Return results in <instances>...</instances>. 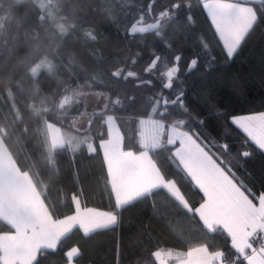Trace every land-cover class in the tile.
Returning <instances> with one entry per match:
<instances>
[{"label": "trees", "instance_id": "obj_1", "mask_svg": "<svg viewBox=\"0 0 264 264\" xmlns=\"http://www.w3.org/2000/svg\"><path fill=\"white\" fill-rule=\"evenodd\" d=\"M170 2L0 0V137L19 171L29 174L52 217L70 214L73 194L86 206L111 207L105 190V181H111L99 147L108 137V116L116 119L123 148L134 153L144 149L141 118L162 120L169 129L175 127L174 120L184 119L185 127L191 124L221 152L220 143H227L224 155L242 165L235 171L243 182L254 191L264 188V154L225 119L264 112V19L228 62L201 0H190L174 19L159 17ZM245 3L264 9L261 1ZM149 23L159 29L144 34ZM154 56L159 61H152ZM176 56L181 57L178 62ZM194 58L198 63L190 70ZM171 67L178 71L168 90L162 85ZM240 78L246 83L234 87ZM218 85L228 93L222 108ZM85 92L106 94L105 108L86 112V103L78 96ZM161 93L181 100L165 107L156 101ZM218 111L224 115H216ZM82 117L90 120L88 140L75 149L69 145L52 149L48 124L75 134L74 121ZM201 117L207 127L196 123ZM174 148L163 136L148 151L160 175L174 181L178 193H186L184 207L189 213L166 192H157L139 201L114 231L86 238L75 229L56 250L40 251L33 264H66V251L73 246L83 253L78 264H159L157 250L182 256L200 245L212 253L224 252L222 264H243L226 233L208 231L201 218L190 214L202 194L182 174L185 168L176 160ZM244 150L253 155L240 157ZM12 230L0 218V234Z\"/></svg>", "mask_w": 264, "mask_h": 264}, {"label": "snow or ice", "instance_id": "obj_2", "mask_svg": "<svg viewBox=\"0 0 264 264\" xmlns=\"http://www.w3.org/2000/svg\"><path fill=\"white\" fill-rule=\"evenodd\" d=\"M189 3L190 0H171L167 8L159 12V17L163 15L168 20L174 19L182 8L189 6ZM261 4H264V0H261ZM201 5L221 44L223 57L228 62L237 56L255 26L264 19V9L257 10L242 0H201ZM158 29V25L149 23L142 32L147 34ZM156 34L160 35L161 32L157 31ZM159 59V56H154L152 61L156 62ZM180 59V56L175 57L177 62ZM197 63V59H192L190 70L195 69ZM177 71V67H171L164 73L166 77L162 85L164 89H172L173 78ZM245 83L240 78L233 86L242 88ZM218 87H221L220 107L222 108L223 100L228 97V93L222 86L218 85ZM180 100L179 96L169 100L161 93L156 101L167 107L170 103L176 104ZM184 111L187 112L186 107ZM188 115L189 120H192L191 114ZM216 115L224 114L218 111ZM225 119L228 124L235 126L245 135L246 142L255 145L259 152L264 154V112L233 114L230 117L225 115ZM174 121L180 129L181 137L174 142V147L179 148L183 145L181 151L190 161V168L182 174L202 194L201 202L191 208L190 214L198 218L202 217L201 223L207 222L208 231L215 233L222 230L226 233L231 240V247L242 258L243 264H264V188L254 191L243 182L235 171L236 167L242 165L239 161L235 165L232 164L224 155L229 150L227 143H220V148L223 149L221 152L216 149V145L206 142L207 137L191 124L185 127L184 119ZM196 123L199 126H208L203 117ZM225 131L226 126L221 125V132ZM252 155L253 153L247 150L239 153L242 158H250ZM178 187L177 185L176 188ZM105 190L111 204L108 209L86 206L78 194H73L70 214L53 217L50 221L41 218L37 229L48 237V241L37 251L44 253L46 250H56L62 239L75 229H79L86 238L101 231H114L119 227L124 209L156 195L157 192H166L174 202L189 213L184 207V202L187 200L186 193L181 190L177 196L176 190L167 181L159 186L153 182L132 189L123 179L119 183L115 180L111 183L106 180ZM21 250L22 255L19 254ZM0 251L8 253L9 264H33L36 259L28 246L18 244L15 239L6 246H0ZM206 252L207 249L204 247L189 251L187 256L192 257L189 264H206L205 258L200 255ZM82 255L79 246L71 247L66 251V264H78ZM224 255L222 251L216 252L213 258H223ZM0 264H4V261L0 260Z\"/></svg>", "mask_w": 264, "mask_h": 264}, {"label": "crops", "instance_id": "obj_3", "mask_svg": "<svg viewBox=\"0 0 264 264\" xmlns=\"http://www.w3.org/2000/svg\"><path fill=\"white\" fill-rule=\"evenodd\" d=\"M80 97L85 101L87 107L86 112L89 113L105 108L106 99L108 98L106 94L103 95L98 92H86ZM115 120V118L108 116L106 119L107 127L111 125L113 130L109 127L107 139L99 143L103 159H105L106 170H108L109 180L111 182L115 180L119 183L123 179L132 189L153 182L159 186L165 181V178L160 175L159 169L155 166L153 158L149 154V149L144 147L138 153L125 150L122 145L124 139ZM89 121L87 117L76 119L74 121V128L78 132L68 134V137L56 125L48 124L47 128L49 130L48 135L51 141V148L54 149L55 147L69 145V148L75 149L78 144L86 142L88 140L86 131L90 124ZM177 135L178 138L176 140L181 138L180 131H178ZM139 136L141 146L143 147L140 130ZM5 146V144L0 145V218L4 222L6 221L13 230L12 232L0 234V246H6L15 239L18 244L26 245L30 248L36 257L34 261H36L39 254L37 249L41 248L48 241V237L37 229V225L40 223L41 218L50 221L53 217L48 211L47 205H44L42 196L35 187L36 185L29 178V174L19 171L18 165L15 164ZM87 146L91 152L95 151L90 142L87 143ZM112 146L114 147L112 148ZM182 148L183 145L179 148H174L173 153L178 163L187 171L190 168V161L187 160L185 153L181 151ZM137 203L122 211L121 220L131 213L132 208L137 207ZM201 219L203 218L201 217ZM204 225L207 226V222ZM201 247L204 246L200 245L193 249ZM193 249H189V251ZM189 251L180 256L178 253H164L157 250L155 251L154 257L159 264H189V261L192 259V257L187 256ZM215 253L207 249L206 253L200 255L205 258L206 264H222L224 259L220 257L213 258ZM19 254L22 255L23 251L21 250ZM0 260L4 261V264H9L8 253L6 251L0 252ZM173 261L174 263H172Z\"/></svg>", "mask_w": 264, "mask_h": 264}, {"label": "built area", "instance_id": "obj_4", "mask_svg": "<svg viewBox=\"0 0 264 264\" xmlns=\"http://www.w3.org/2000/svg\"><path fill=\"white\" fill-rule=\"evenodd\" d=\"M139 126H140V135L142 136L141 139L142 145L147 149H149V146L153 142L155 143V141L160 138L162 129L166 128L162 121L155 120L153 118H148V119L141 118L139 120ZM170 132L173 133L171 130ZM174 138H176V136L172 134V138L170 139V142H173L172 144H174L175 141Z\"/></svg>", "mask_w": 264, "mask_h": 264}, {"label": "rangeland", "instance_id": "obj_5", "mask_svg": "<svg viewBox=\"0 0 264 264\" xmlns=\"http://www.w3.org/2000/svg\"><path fill=\"white\" fill-rule=\"evenodd\" d=\"M248 6H251V7H254L253 5H251V4H248ZM86 93V92H85ZM82 94L81 93H79L78 94V96L80 97ZM160 121H162V120H160ZM163 122V121H162ZM164 124V123H163ZM175 124V127H170V129L168 128V126L167 125H165V129L163 128L162 129V131H161V136H160V138H162L163 136H164V139H165V143L166 144H172L173 142H170V139L172 138V134L173 133H171L170 132V130L173 132V129L174 130H178V131H180V129H179V127L177 126V124H176V122L174 123ZM109 125H110V123H109ZM138 125H139V123H138ZM109 127H111L110 129L111 130H113V127L110 125ZM110 130V131H111ZM140 130V129H139ZM171 133V134H170ZM69 133L68 132H66V136L68 135ZM70 135V134H69ZM174 135V134H173ZM68 137V136H67ZM160 138L159 139H157L155 142H157V141H159L160 140ZM176 138H178V137H176ZM176 138H174V140L176 141ZM174 141V142H175ZM4 145L3 143H2V141H1V139H0V145ZM172 145H174V144H172ZM109 147H111V145H109ZM114 146H112V148H113ZM146 155H148V154H146ZM165 181H166V179H165ZM168 183H170L169 185H172L174 188H176V185H175V183H173V181L172 182H168ZM176 190V194H177V196H179V193H178V189L176 188L175 189ZM184 204H186L185 202H184Z\"/></svg>", "mask_w": 264, "mask_h": 264}, {"label": "water", "instance_id": "obj_6", "mask_svg": "<svg viewBox=\"0 0 264 264\" xmlns=\"http://www.w3.org/2000/svg\"><path fill=\"white\" fill-rule=\"evenodd\" d=\"M243 2H248V1H250V2H252V3H257L258 1H261V0H242ZM173 134L177 137L178 135V130H174L173 129Z\"/></svg>", "mask_w": 264, "mask_h": 264}]
</instances>
